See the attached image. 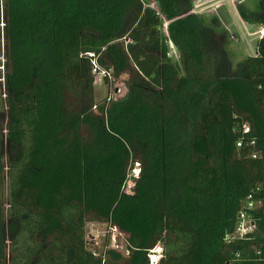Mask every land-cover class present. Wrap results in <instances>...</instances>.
<instances>
[{
    "label": "trees",
    "instance_id": "1",
    "mask_svg": "<svg viewBox=\"0 0 264 264\" xmlns=\"http://www.w3.org/2000/svg\"><path fill=\"white\" fill-rule=\"evenodd\" d=\"M153 2L3 0L0 264H150L158 244L157 264H264V37L231 75L217 18ZM237 10L264 28V0ZM94 61L123 98L94 104ZM240 213L254 229L229 239ZM90 219L123 236L124 263L91 254Z\"/></svg>",
    "mask_w": 264,
    "mask_h": 264
},
{
    "label": "rangeland",
    "instance_id": "2",
    "mask_svg": "<svg viewBox=\"0 0 264 264\" xmlns=\"http://www.w3.org/2000/svg\"><path fill=\"white\" fill-rule=\"evenodd\" d=\"M262 0H193V11L195 14L204 16L207 20L211 18H217L220 24V29H223V35H221L222 42L224 44V63L228 74H235V69L243 59L248 56L255 54V43L259 39L256 31H259L260 27L255 24H243L240 20L237 7L243 6L246 10L256 12L260 8ZM150 7L156 9V5L153 0H147ZM256 32L255 34H253ZM234 35V36H233ZM236 37V39H235ZM6 40L1 39L0 36V129L2 130L3 138V152L8 150L6 145V124L7 114L5 109V89H4V75L6 69L4 68L6 59ZM171 53L174 56L173 60L177 56L176 50L172 47ZM2 80V81H1ZM124 79H119L113 83V85L100 83L95 78L94 84V104L99 105L103 102L108 103L117 101L124 97L126 94V88L124 86ZM86 106L83 100L79 96L66 93V108L70 112H77L81 107ZM81 136L84 139H88L90 134L89 130L85 126L80 128ZM143 161L141 155L132 157L128 164V177H132L139 173L141 169V162ZM7 169H4V198L5 203L7 202L8 196V180H7ZM8 206H6V209ZM86 240L89 251L94 250L99 254H104L109 259V253H115L121 256L122 260L120 263H124L126 258V245L120 240L114 232L110 230L109 225L102 220H91L86 224ZM10 243H8L9 245ZM7 245V246H8ZM157 248V247H156ZM159 250V249H157ZM152 254L151 258L158 256ZM105 258V259H106ZM106 259V260H107ZM7 264H10V258L8 257Z\"/></svg>",
    "mask_w": 264,
    "mask_h": 264
},
{
    "label": "built area",
    "instance_id": "3",
    "mask_svg": "<svg viewBox=\"0 0 264 264\" xmlns=\"http://www.w3.org/2000/svg\"><path fill=\"white\" fill-rule=\"evenodd\" d=\"M4 29H5L4 4H3V0H0V36H1V39H4V33H5ZM257 34H258L259 38H263L264 37V28H260L259 31H257ZM90 56L93 57L92 54H90ZM92 65H93L92 66L93 67V75L95 76V78L100 83H103L104 85H106V84L113 85V83L117 81L109 71L100 69L98 64L96 63V61H94L92 63ZM110 102H111V100L108 101V103H110ZM243 132H244V134L249 133V128L247 126L244 127ZM241 145H242L241 141L237 142V144H236L237 148H240ZM129 186H131V185L129 184ZM248 207L252 208L253 204H248ZM239 219H240V222L237 225L235 232L229 236V239L230 238L231 239H240V238H243L244 236L248 235L249 233H251L253 231L254 224L247 219V217L244 213L239 214ZM110 230L112 232H114L115 235H117V237H119L120 240L125 244L123 236L121 234H118V232L111 227H110ZM157 249L160 250L159 255L155 256V257L153 256L151 258L152 254L158 253L159 250H157ZM90 252L94 257L101 258L103 261L106 258L104 254H102V255L99 254V256H98L97 255L98 253L95 252L94 250H92ZM160 254H161V246L158 244L155 246V248L152 251H150V264H157V262L160 258Z\"/></svg>",
    "mask_w": 264,
    "mask_h": 264
},
{
    "label": "crops",
    "instance_id": "4",
    "mask_svg": "<svg viewBox=\"0 0 264 264\" xmlns=\"http://www.w3.org/2000/svg\"><path fill=\"white\" fill-rule=\"evenodd\" d=\"M241 20V19H240ZM241 22H242V20H241ZM243 23V22H242ZM244 24V23H243ZM245 25V24H244ZM257 32V31H256ZM256 32H254L253 34H255ZM234 36V35H233ZM235 39H236V37H235ZM255 50H256V43H255ZM255 53H256V51H255ZM255 55V54H254Z\"/></svg>",
    "mask_w": 264,
    "mask_h": 264
}]
</instances>
